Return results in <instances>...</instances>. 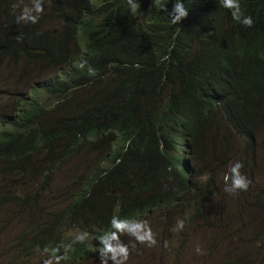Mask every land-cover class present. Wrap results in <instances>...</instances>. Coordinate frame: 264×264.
I'll list each match as a JSON object with an SVG mask.
<instances>
[{"label":"trees","instance_id":"trees-1","mask_svg":"<svg viewBox=\"0 0 264 264\" xmlns=\"http://www.w3.org/2000/svg\"><path fill=\"white\" fill-rule=\"evenodd\" d=\"M92 1L42 0L37 23H17L20 9L0 0V63L18 62L26 71L61 61L69 50L79 56L76 63L68 59L63 77L41 85L56 105L49 109L30 90L0 129V174L41 184L32 194L18 181L22 195L11 190L0 203L12 199L30 214L41 202L42 181L72 157L82 152L99 160L74 180L65 207L22 235L30 252L63 255L71 244L68 258L78 264L101 260L98 237L115 231L113 216L137 221L196 186L199 174L188 162L199 149L213 159L215 142L243 133L251 149L253 132L264 130V0H239L250 27L221 0H183L188 14L177 24L168 15L175 0H134L135 12L127 0L126 13L99 0L86 17ZM61 20L69 27L65 37L55 33ZM55 115L61 117L50 120ZM222 151L230 155V145ZM229 166L223 162L222 176ZM243 167L242 175L255 179ZM223 188L204 190L211 196ZM73 230L87 239L74 242ZM256 242L263 245L264 237Z\"/></svg>","mask_w":264,"mask_h":264},{"label":"rangeland","instance_id":"rangeland-1","mask_svg":"<svg viewBox=\"0 0 264 264\" xmlns=\"http://www.w3.org/2000/svg\"><path fill=\"white\" fill-rule=\"evenodd\" d=\"M32 6L33 0H9L10 10L20 9L16 11L17 16ZM63 22L54 23L57 36L65 37L68 33L69 27ZM68 59L76 63L79 56L76 51L69 50L61 61L29 66L26 71L19 67L18 62L0 63V129L5 127L8 116L15 114L22 105L18 96L30 90L41 93L49 109L56 105V100L42 92L41 85L63 77L69 69ZM60 117L51 116L50 120ZM213 134L217 135V130ZM234 138L232 136L224 143L215 142L213 159L209 158L204 148L199 149L198 154L194 153L188 163L193 171H198L196 186L179 195L174 201L176 203L167 209L148 212L137 220L147 222L151 227L157 240L155 246L140 243L127 233L120 234V240L128 245L130 253L124 264H264V244L256 242L264 237V130L253 132L251 149L247 146L250 134L238 135L240 140ZM227 144L230 145V155L222 151ZM102 154L105 155V150ZM42 155L48 156L46 153ZM228 159L229 164L237 160L247 162L243 168L253 170L255 179L245 173L250 181L246 191L230 194L223 188L208 196L205 186L225 187L221 168ZM254 161L259 164L260 170L253 168ZM97 162H92L81 152L44 179L42 186L45 189L37 193V196L40 193L41 202L31 214L12 199L0 203V264H44V259L53 255L48 250L30 252L26 249L29 236L22 235L30 233L39 224L48 223L54 211L65 207L74 180ZM45 167V164L39 165V171L42 172ZM18 181L24 191L32 194L41 185L34 177L21 181L15 175L0 174V197H10L11 190L13 194L22 195L17 189ZM260 189L263 191L260 192ZM179 221H183L182 228L178 226ZM68 234L75 239L80 233L73 230ZM198 246L201 249L199 253L196 251ZM60 264L78 262L67 258ZM87 264H101V260H91ZM107 264H115L110 255Z\"/></svg>","mask_w":264,"mask_h":264},{"label":"clouds","instance_id":"clouds-1","mask_svg":"<svg viewBox=\"0 0 264 264\" xmlns=\"http://www.w3.org/2000/svg\"><path fill=\"white\" fill-rule=\"evenodd\" d=\"M99 0H93L91 2V6L87 11L86 17H90L93 15L95 10V6L99 4ZM112 7L117 9L120 12L126 13L127 0L117 3V0H109ZM129 4L132 6L133 12L136 10V3L134 0H128ZM222 5L225 8L233 9V18L240 21L245 26H251L253 24V19L250 16H244L239 11V0H221ZM43 12V4L42 0H33V6L31 8H25V10L16 17L17 23L23 22H31L37 23L39 20V14ZM121 13V14H124ZM188 11L183 3V0H175L173 5V9L168 12L170 22L172 24H177L181 21L182 18L186 17ZM91 74H95L93 69H89ZM243 167V163L239 160L230 164L228 173L225 174V192L234 193L240 190L246 191L249 187L250 181L246 176L242 175L241 169ZM111 228L115 229V231L105 232L103 235L98 237V240L102 244L101 254V264H107V260L110 258L115 262V264H124L125 261L129 258V247L124 244L120 240V234L127 233L131 237H134L136 241L140 243H147L148 246H155L157 244V240L155 235L148 225L147 222L143 221H130L128 219H121L118 216H113L111 219ZM178 226L180 228L183 227V221L178 222ZM88 233L83 232L75 237V241L83 242L87 239ZM65 251L63 255H55L44 259V264H60L62 260H66L68 258V251L72 248V245L64 246ZM59 251V248L56 249ZM197 253L201 252L200 247L198 246L196 249Z\"/></svg>","mask_w":264,"mask_h":264}]
</instances>
